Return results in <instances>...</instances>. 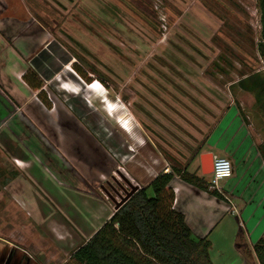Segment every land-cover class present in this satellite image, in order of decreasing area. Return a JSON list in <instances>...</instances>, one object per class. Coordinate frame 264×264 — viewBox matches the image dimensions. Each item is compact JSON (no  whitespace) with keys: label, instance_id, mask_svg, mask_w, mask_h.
Segmentation results:
<instances>
[{"label":"rangeland","instance_id":"obj_1","mask_svg":"<svg viewBox=\"0 0 264 264\" xmlns=\"http://www.w3.org/2000/svg\"><path fill=\"white\" fill-rule=\"evenodd\" d=\"M25 3L44 30V42L29 66L42 62L38 71L48 99L76 111L118 164L98 192L93 181L104 169L91 157L93 143L79 119L63 112L61 104L36 114V103L27 101L8 111L0 143L5 141L6 154L28 165L10 183V202L2 175L10 163L0 153V238L27 240L16 245L39 264H78L72 253L103 222L105 200L116 210L124 198L121 187L145 186L174 165L195 174L194 163L198 167L200 155L209 150L208 135L230 106L264 142V112L253 93L240 86L250 74L264 73L257 0ZM256 145L264 158L263 147ZM202 177L210 180V175ZM245 178L219 182L216 190L226 207L235 201L224 183L232 180L237 194ZM22 224L27 225L24 235ZM218 226L221 246L212 255L219 250L223 258L216 264H251L250 255L238 257L222 245L230 226L237 232L235 219L227 214ZM6 228L12 235L2 234Z\"/></svg>","mask_w":264,"mask_h":264},{"label":"crops","instance_id":"obj_2","mask_svg":"<svg viewBox=\"0 0 264 264\" xmlns=\"http://www.w3.org/2000/svg\"><path fill=\"white\" fill-rule=\"evenodd\" d=\"M16 5L18 6L17 15H15L17 13ZM43 39L44 30L39 22L31 18L25 0H0V131L4 127V122L8 117L7 113L12 110V106L17 107L27 101H34L36 103L34 112L40 114L41 110L43 112H46V110L52 111L54 106L61 104L56 103L51 98L48 99L44 85L41 88L43 94L38 96V91L32 89L23 78L26 70L32 68L29 66L30 59L38 54L39 48L44 42ZM63 107V112L65 111V113L81 121L80 123L85 128L86 135L93 143L91 157L104 169V172L100 173V178L93 181L96 187L95 190L99 192L101 183L116 170L118 164L114 163V158H112L109 149H106L102 145L101 140L84 125L78 113L73 110L69 111L64 105ZM232 111L234 112L230 115ZM231 126L234 127L231 129ZM256 136L259 137L256 132L242 125L239 112L233 106H230L223 114L217 127L206 139V145L209 147L208 152L213 155L226 156L232 161L234 170L232 175L226 179L232 178L233 180L238 179L240 176H246V186L238 191L237 194L233 192L234 182L232 180H228L222 187L233 194L235 201L232 204L233 208L226 207L221 199L191 184L178 180L179 178L173 177L170 182L173 191L174 188H177L174 191V206L183 212L185 221L192 233L197 237H207L209 239L213 264L220 261V256L223 258V253L219 250L218 253L212 255V249L219 248L218 244L222 239L218 236L220 232L216 230L220 229L218 224L227 214L235 219L237 232L234 231L233 226H230L225 232L226 235L222 245L226 244V247L238 257H244L245 259V253L250 255L251 264H256L252 251L253 244L264 233V158L258 155L256 145L259 144L264 149V142L263 139H257ZM214 138L215 141H212ZM6 149L7 145L3 141L0 143V153L10 163L9 167L7 166V169L10 170L2 171V175L7 178L3 186L7 188L8 200L12 202L14 198L12 197L10 183L15 181L28 163L10 153L6 154ZM213 150H217L218 154H214ZM16 160L22 164L17 163ZM193 167L195 175L203 178L200 164L197 167L194 163ZM12 171L15 172L13 173ZM218 189L220 188L218 187ZM2 197L3 192L0 191V199ZM105 202L107 203V208L105 207L104 209L107 214L103 222L100 223L99 228L113 214L111 205L108 201L105 200ZM12 205L13 209L18 211V206L16 204ZM27 215L29 214L27 213ZM23 222L20 221V223ZM25 227L27 225L22 224L21 232L23 235L26 233ZM6 231L2 230V234L6 233L5 235L10 236L13 233L9 228H6ZM234 232L236 233L234 234ZM12 239L10 242L0 238V264H39L16 245V243L25 244L24 241L27 242V240ZM219 245L221 246V244ZM244 261L247 262L246 260Z\"/></svg>","mask_w":264,"mask_h":264},{"label":"trees","instance_id":"obj_3","mask_svg":"<svg viewBox=\"0 0 264 264\" xmlns=\"http://www.w3.org/2000/svg\"><path fill=\"white\" fill-rule=\"evenodd\" d=\"M260 14L258 48L264 56V0H257ZM45 56V52H39ZM49 58L47 55L44 57ZM42 63V62H41ZM37 63L23 75L30 87L43 94V82ZM74 71L86 82L91 80L75 64ZM244 91L253 93L255 103L264 112V73H252L240 81ZM218 199L222 195L210 190L209 184L186 168L172 166V171L159 172L150 182L138 188L110 218L72 253L78 264H213L210 242L197 237L185 221L183 212L174 206L175 195L170 185L174 175ZM258 264H264V233L253 244Z\"/></svg>","mask_w":264,"mask_h":264},{"label":"built area","instance_id":"obj_4","mask_svg":"<svg viewBox=\"0 0 264 264\" xmlns=\"http://www.w3.org/2000/svg\"><path fill=\"white\" fill-rule=\"evenodd\" d=\"M163 171L167 172L168 169ZM210 180L207 181L210 189H218L221 180L229 178L232 175V164L225 156L213 155L212 172L209 174ZM177 189L174 188V191Z\"/></svg>","mask_w":264,"mask_h":264},{"label":"water","instance_id":"obj_5","mask_svg":"<svg viewBox=\"0 0 264 264\" xmlns=\"http://www.w3.org/2000/svg\"><path fill=\"white\" fill-rule=\"evenodd\" d=\"M212 159H213V154L210 152H206L200 155V168L202 175H209L212 172ZM131 189L132 191L127 194V197L133 191L138 189V186H131ZM122 200H125V198H123ZM120 203L116 204V208L120 205Z\"/></svg>","mask_w":264,"mask_h":264},{"label":"flooded vegetation","instance_id":"obj_6","mask_svg":"<svg viewBox=\"0 0 264 264\" xmlns=\"http://www.w3.org/2000/svg\"><path fill=\"white\" fill-rule=\"evenodd\" d=\"M167 172H168V171H167ZM117 184H118V183H117ZM118 185L121 186L120 184H118ZM121 189H122V191L124 192V198H125V200H122L121 203H120V205H121L123 202H125V201L131 196V194H133V193L137 190V189H136L135 191H133V192L127 197V194L130 193V192L132 191L131 187H130V189H128V188H122V187H121ZM120 205H119V206H120ZM119 206H118V207H119Z\"/></svg>","mask_w":264,"mask_h":264},{"label":"bare ground","instance_id":"obj_7","mask_svg":"<svg viewBox=\"0 0 264 264\" xmlns=\"http://www.w3.org/2000/svg\"><path fill=\"white\" fill-rule=\"evenodd\" d=\"M177 189V188H176Z\"/></svg>","mask_w":264,"mask_h":264}]
</instances>
